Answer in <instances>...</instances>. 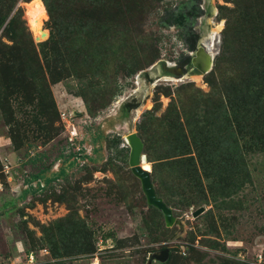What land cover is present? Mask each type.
<instances>
[{"label":"rangeland","instance_id":"rangeland-1","mask_svg":"<svg viewBox=\"0 0 264 264\" xmlns=\"http://www.w3.org/2000/svg\"><path fill=\"white\" fill-rule=\"evenodd\" d=\"M14 1L0 0L5 26L23 9L0 30V264L28 250L35 264H264V0H48L40 42L33 0ZM199 39L205 74L188 64ZM134 133L182 224L148 204Z\"/></svg>","mask_w":264,"mask_h":264},{"label":"water","instance_id":"water-1","mask_svg":"<svg viewBox=\"0 0 264 264\" xmlns=\"http://www.w3.org/2000/svg\"><path fill=\"white\" fill-rule=\"evenodd\" d=\"M209 51L205 50L204 60H208L207 56ZM192 65L196 69V71L200 74L206 73L201 71L196 65V60L198 59V53L193 56ZM127 142L131 149L130 153V166L132 168L133 174L140 179L142 184V189L144 194L146 195L147 202L150 206H153L160 210L165 217V221L168 227H172L174 225L182 224L180 220H177L174 216L172 208H170L164 200L158 196L157 191L155 189L154 183L151 177V167L147 168L145 165L148 164L147 156L143 153L144 151V143L141 138L136 134H130L127 137ZM205 212V208H201L194 212V217L197 218L201 214Z\"/></svg>","mask_w":264,"mask_h":264},{"label":"bare ground","instance_id":"bare-ground-1","mask_svg":"<svg viewBox=\"0 0 264 264\" xmlns=\"http://www.w3.org/2000/svg\"><path fill=\"white\" fill-rule=\"evenodd\" d=\"M27 6H28L27 8L28 25L30 27V30L32 31L34 39L37 42L43 41L47 38V31L44 29V21L48 18L47 8L43 0H33L32 2L28 3ZM221 28L222 25H219L218 29L221 30ZM216 35L217 34L214 31L213 36L210 38L216 40L217 38ZM208 48L210 49L211 52V54L209 53L207 56L208 60L207 61L204 60V53H205L204 50H201L200 53H198V59L196 60V65L198 66V68L202 72L203 71L205 72L206 70V73L211 71L214 62V57L212 52L213 47L210 43L208 44ZM145 166L149 168L150 165L146 164Z\"/></svg>","mask_w":264,"mask_h":264},{"label":"trees","instance_id":"trees-1","mask_svg":"<svg viewBox=\"0 0 264 264\" xmlns=\"http://www.w3.org/2000/svg\"><path fill=\"white\" fill-rule=\"evenodd\" d=\"M24 1H26V2H30L31 0H24ZM15 3H14V5H12V9H14V8H16V6H17V0L16 1H14ZM44 2H45V5H46V8L48 9V12H49V14H50V16L52 17V7H51V5L49 4V2H48V0H44ZM19 15H23V9L21 8V7H19L18 8V10H17V12L15 13V15H14V17L7 23V25L5 26L4 24L6 23V19H3L2 21H0V30L5 26V28H4V32L7 30H11V31H13L12 30V26L14 25V21H15V19H16V17L17 16H19ZM195 15V14H194ZM170 17L171 18H168L167 20H166V23L168 24V25H178V26H182V25H184L185 24V22H186V18H187V16H186V14L184 13V12H180V13H177V14H171L170 15ZM27 30V29H26ZM13 33H14V31H13ZM29 38H30V44L32 45L33 43H32V38L30 37V34H28L27 35ZM18 37V36H17ZM17 38H15V42H19L20 40L19 39H17ZM33 47V46H32ZM11 50H13L14 49V47H11L10 48ZM32 49H35L34 47L32 48ZM191 49L192 50H194L195 49V43H193V44H191ZM86 56H87V53H86ZM63 172V171H62ZM37 178V180H39V181H41L40 179V176H38V177H36ZM180 179H181V181H184L185 179H189V177L188 176H184V175H182V176H180L179 177ZM191 179H194V178H191ZM37 183H39V182H37ZM184 185V191L187 193V191H188V193L190 194V192L189 191H191V190H194L195 188H196V186H194L193 184H190V185H185V184H183ZM32 252V250H28V252H27V254H29V253H31ZM37 256V255H36ZM38 257V256H37Z\"/></svg>","mask_w":264,"mask_h":264},{"label":"built area","instance_id":"built-area-1","mask_svg":"<svg viewBox=\"0 0 264 264\" xmlns=\"http://www.w3.org/2000/svg\"><path fill=\"white\" fill-rule=\"evenodd\" d=\"M11 171H12V168H11L10 164L9 163L6 164L5 167H4V172L5 173H10ZM25 258H26V263L25 264H35V262L37 260V256H36V254L34 252H31L29 254L25 253Z\"/></svg>","mask_w":264,"mask_h":264},{"label":"flooded vegetation","instance_id":"flooded-vegetation-1","mask_svg":"<svg viewBox=\"0 0 264 264\" xmlns=\"http://www.w3.org/2000/svg\"><path fill=\"white\" fill-rule=\"evenodd\" d=\"M202 40L199 39L198 43L197 44L195 43V49L191 50L192 52H194V54L190 56L191 57V61L188 63L190 65V67H193V65H192L193 56H195L197 53H200L201 50H204V52H205V50H207V47L203 44ZM205 47H206V49H205Z\"/></svg>","mask_w":264,"mask_h":264}]
</instances>
